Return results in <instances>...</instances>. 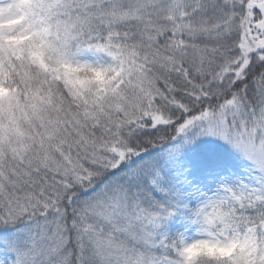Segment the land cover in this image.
<instances>
[{
  "label": "snow or ice",
  "instance_id": "snow-or-ice-1",
  "mask_svg": "<svg viewBox=\"0 0 264 264\" xmlns=\"http://www.w3.org/2000/svg\"><path fill=\"white\" fill-rule=\"evenodd\" d=\"M0 264H264V0H0Z\"/></svg>",
  "mask_w": 264,
  "mask_h": 264
}]
</instances>
